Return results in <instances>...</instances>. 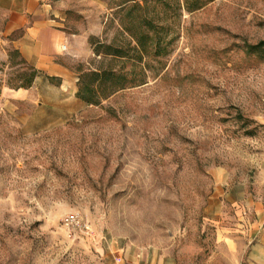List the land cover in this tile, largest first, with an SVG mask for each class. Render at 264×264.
Masks as SVG:
<instances>
[{
	"label": "rangeland",
	"instance_id": "1",
	"mask_svg": "<svg viewBox=\"0 0 264 264\" xmlns=\"http://www.w3.org/2000/svg\"><path fill=\"white\" fill-rule=\"evenodd\" d=\"M124 1L102 0L103 42L118 37ZM166 13L170 53L99 106L76 97L95 55L68 84L42 73L3 88L0 264H224L215 170L229 174L224 190L252 191L264 159V61L245 50L264 40V0ZM6 63V81L25 69Z\"/></svg>",
	"mask_w": 264,
	"mask_h": 264
},
{
	"label": "crops",
	"instance_id": "2",
	"mask_svg": "<svg viewBox=\"0 0 264 264\" xmlns=\"http://www.w3.org/2000/svg\"><path fill=\"white\" fill-rule=\"evenodd\" d=\"M102 4V0H0V42L17 49L42 73L68 84L78 79L72 64L87 62L94 55L89 39L103 33ZM0 58L8 61L6 49ZM215 176L219 191L211 199L222 206L219 214L224 220L230 219L219 222L218 240L225 249L221 262L264 264V159L255 173L252 191H245L244 184L240 191L224 190L228 172L216 169ZM228 205L234 214L229 213ZM130 264H148V259Z\"/></svg>",
	"mask_w": 264,
	"mask_h": 264
},
{
	"label": "trees",
	"instance_id": "3",
	"mask_svg": "<svg viewBox=\"0 0 264 264\" xmlns=\"http://www.w3.org/2000/svg\"><path fill=\"white\" fill-rule=\"evenodd\" d=\"M150 0L143 3L126 0L119 5L115 15L119 22L118 37L111 43L90 37L95 57H100L98 68L80 69L76 97L87 105L99 106L113 95L147 82L148 59L167 56L173 38H169L172 25L167 18V8H185L188 12L202 9L214 0ZM164 8V9H163ZM247 54L264 61V40L255 45H245ZM8 67L24 65L12 80L6 81L0 67V94L5 86L14 90L30 89L42 71L28 64L17 49L8 52ZM50 81L55 77L47 76ZM243 117V116H242Z\"/></svg>",
	"mask_w": 264,
	"mask_h": 264
},
{
	"label": "built area",
	"instance_id": "4",
	"mask_svg": "<svg viewBox=\"0 0 264 264\" xmlns=\"http://www.w3.org/2000/svg\"><path fill=\"white\" fill-rule=\"evenodd\" d=\"M63 50H66V47H65V46H64ZM68 220H70V221H75V220H76V216H74V217H71V218H70V219H68Z\"/></svg>",
	"mask_w": 264,
	"mask_h": 264
}]
</instances>
